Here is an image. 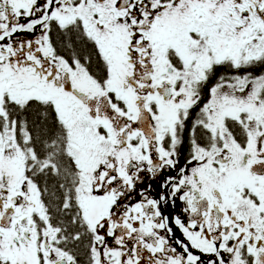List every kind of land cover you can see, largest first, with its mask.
Segmentation results:
<instances>
[{"label": "snow or ice", "instance_id": "snow-or-ice-1", "mask_svg": "<svg viewBox=\"0 0 264 264\" xmlns=\"http://www.w3.org/2000/svg\"><path fill=\"white\" fill-rule=\"evenodd\" d=\"M0 264H264V0H0Z\"/></svg>", "mask_w": 264, "mask_h": 264}]
</instances>
